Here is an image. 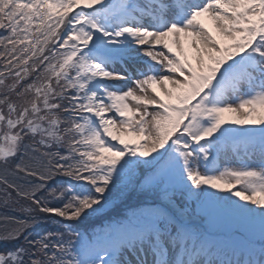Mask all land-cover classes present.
Wrapping results in <instances>:
<instances>
[{
  "label": "snow or ice",
  "instance_id": "6c2138e0",
  "mask_svg": "<svg viewBox=\"0 0 264 264\" xmlns=\"http://www.w3.org/2000/svg\"><path fill=\"white\" fill-rule=\"evenodd\" d=\"M0 264H264V0H0Z\"/></svg>",
  "mask_w": 264,
  "mask_h": 264
},
{
  "label": "rangeland",
  "instance_id": "374dc122",
  "mask_svg": "<svg viewBox=\"0 0 264 264\" xmlns=\"http://www.w3.org/2000/svg\"><path fill=\"white\" fill-rule=\"evenodd\" d=\"M210 23V22H209ZM159 90V89H158Z\"/></svg>",
  "mask_w": 264,
  "mask_h": 264
}]
</instances>
